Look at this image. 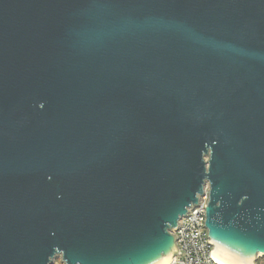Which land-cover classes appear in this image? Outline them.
I'll return each instance as SVG.
<instances>
[{"label": "water", "instance_id": "1", "mask_svg": "<svg viewBox=\"0 0 264 264\" xmlns=\"http://www.w3.org/2000/svg\"><path fill=\"white\" fill-rule=\"evenodd\" d=\"M206 187L257 264L264 0H0V264H167Z\"/></svg>", "mask_w": 264, "mask_h": 264}, {"label": "built area", "instance_id": "2", "mask_svg": "<svg viewBox=\"0 0 264 264\" xmlns=\"http://www.w3.org/2000/svg\"><path fill=\"white\" fill-rule=\"evenodd\" d=\"M209 203V188L199 197L198 204L188 210L173 230L176 239V252L170 264H222L210 258L214 246L209 241L206 228V215Z\"/></svg>", "mask_w": 264, "mask_h": 264}, {"label": "trees", "instance_id": "3", "mask_svg": "<svg viewBox=\"0 0 264 264\" xmlns=\"http://www.w3.org/2000/svg\"><path fill=\"white\" fill-rule=\"evenodd\" d=\"M257 264H264V257L259 258Z\"/></svg>", "mask_w": 264, "mask_h": 264}, {"label": "rangeland", "instance_id": "4", "mask_svg": "<svg viewBox=\"0 0 264 264\" xmlns=\"http://www.w3.org/2000/svg\"><path fill=\"white\" fill-rule=\"evenodd\" d=\"M54 264H63L62 261H61V258L59 257L57 260H55V263Z\"/></svg>", "mask_w": 264, "mask_h": 264}, {"label": "bare ground", "instance_id": "5", "mask_svg": "<svg viewBox=\"0 0 264 264\" xmlns=\"http://www.w3.org/2000/svg\"><path fill=\"white\" fill-rule=\"evenodd\" d=\"M171 259H172V257H171ZM170 262H171V260L167 263V264H170ZM222 264H226V263H223V262H221Z\"/></svg>", "mask_w": 264, "mask_h": 264}]
</instances>
